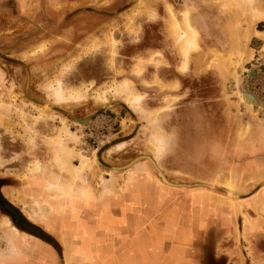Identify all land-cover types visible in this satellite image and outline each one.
<instances>
[{"label": "rangeland", "instance_id": "obj_1", "mask_svg": "<svg viewBox=\"0 0 264 264\" xmlns=\"http://www.w3.org/2000/svg\"><path fill=\"white\" fill-rule=\"evenodd\" d=\"M188 23L197 34L186 56ZM60 88L81 96L56 100ZM66 128L76 138L62 168L52 143ZM79 152L88 166L77 176L69 167L80 165ZM156 166L181 195L200 187L225 201L264 191V0H0L4 196L37 221L69 213L60 224L70 226L79 197L127 191L133 203L155 197L149 208H171L173 184ZM140 179L156 188L140 190ZM5 212L0 261L19 254L21 232Z\"/></svg>", "mask_w": 264, "mask_h": 264}, {"label": "crops", "instance_id": "obj_2", "mask_svg": "<svg viewBox=\"0 0 264 264\" xmlns=\"http://www.w3.org/2000/svg\"><path fill=\"white\" fill-rule=\"evenodd\" d=\"M171 74L180 76L175 71ZM148 180L140 179L138 188H156L155 181ZM259 195L260 191L252 197L224 194L225 201L201 197L200 203L192 202L193 197L182 196V201L173 197L167 209L163 203L149 208V200L155 197H140L133 203L127 191L121 197H79L73 226L60 224L69 219V213H53L49 221L48 215L38 221L29 217L43 233L20 231L15 239L19 254L5 252L0 264H137L144 257L146 264H264L260 238L264 197ZM230 198L235 207L225 203ZM80 220L85 231L78 226ZM83 233L84 239L76 236ZM231 233L238 240L226 242ZM212 234L220 235L214 244ZM78 246L82 251L79 247L76 252ZM207 250L215 251L214 259Z\"/></svg>", "mask_w": 264, "mask_h": 264}, {"label": "bare ground", "instance_id": "obj_3", "mask_svg": "<svg viewBox=\"0 0 264 264\" xmlns=\"http://www.w3.org/2000/svg\"><path fill=\"white\" fill-rule=\"evenodd\" d=\"M257 12V11H256ZM263 15V14H262ZM262 15L259 16V19L262 17ZM187 27H189V38L186 40V44H185V48H184V53L187 56L188 52L190 51L191 48L195 47V36L197 34L195 28L193 26H191L189 23L187 24ZM180 33V32H179ZM185 33H180L179 34V38H183ZM185 37V36H184ZM111 40V39H110ZM185 64V62H184ZM184 66V65H183ZM186 67V66H185ZM184 67V68H185ZM125 85L128 84V81L124 82ZM121 84V83H120ZM118 85V84H117ZM46 88V87H45ZM50 88V87H49ZM56 88H58V86H56ZM110 88V87H109ZM116 88V87H115ZM76 89V88H75ZM49 90V89H48ZM52 92L54 91V89H52ZM102 90V89H101ZM63 90L60 89H56L54 93H52L55 96L56 100H68V99H77L81 96V92L80 91H68V93H64L62 92ZM99 93V92H98ZM102 93V92H101ZM51 94V95H52ZM100 94V93H99ZM104 94V93H103ZM102 94V95H103ZM101 96V95H100ZM53 97V96H52ZM104 97V96H103ZM139 98H141L140 95L138 96H134L133 98H131V103L135 104ZM253 101V98L249 97V100ZM71 135H70V134ZM74 137L76 138L74 133H71L67 128L64 129L63 131H60L59 133H57L56 137L53 140V148H54V153H55V161L63 166L62 168L65 167V161L67 162V160H69L70 157L74 156V153L72 151V149L68 146V140L70 139V137ZM119 146L123 145V143L118 144ZM161 155V154H160ZM77 156H79L80 158V165L79 166H70L69 170L73 175H79L86 166H88V161L87 159L84 157L83 154H81L80 152L77 153ZM91 161V160H90ZM91 166V165H90ZM40 169V165L39 163L36 164V170ZM160 174L163 176L164 180H166L165 176L161 173ZM33 213L37 216L38 215V210L36 209V204L35 207H33ZM7 224H9L10 220L6 219L5 220ZM14 229L16 230L17 228L14 227ZM17 231V230H16Z\"/></svg>", "mask_w": 264, "mask_h": 264}, {"label": "flooded vegetation", "instance_id": "obj_4", "mask_svg": "<svg viewBox=\"0 0 264 264\" xmlns=\"http://www.w3.org/2000/svg\"><path fill=\"white\" fill-rule=\"evenodd\" d=\"M144 156H140V157H137V158H135L134 160H132V162L131 163H129V164H132L134 161L136 162L135 164H133L132 166H135V165H137V163H138V160H140L141 158H143ZM128 164V165H129ZM157 167V170H158V172H159V174H160V171H159V167L158 166H156ZM126 169V168H125ZM161 175V174H160ZM166 176V175H165ZM161 177H162V179H163V183H166L165 182V180H164V178H163V176L161 175ZM167 178V177H166ZM160 180V179H159ZM168 180V179H167ZM161 181V180H160ZM169 181V180H168ZM169 183L170 184H173L172 182H170L169 181ZM166 184H168V183H166ZM6 188V187H9L8 185H6V184H0V206H2L3 208H4V210L6 211L5 213V215H4V217L5 216H8L10 219H11V221H12V223L14 224V225H16L17 227H18V229L20 230V231H24V232H30V233H33V234H40V233H43V231L42 230H40V228L36 225V224H34L30 219H29V216H28V214L25 212V211H23L22 210V207H20V206H18L16 203H15V201H13V200H11L10 198L11 197H5L4 196V194H3V192H2V189L3 188ZM170 188H171V190H173V191H175V189H176V191H177V188L174 186V184L173 185H170ZM194 189H200L203 193H205V196L206 197H217V196H212V195H210V194H208V193H206V191H204L202 188H191V189H188V191H184V194L183 195H180L179 193H176V194H173V197H178V195H180L181 197L182 196H184V197H186V196H188V197H191V191L192 190H194ZM263 189V188H262ZM264 190V189H263ZM174 193V192H173ZM170 197V196H169ZM258 197H264V191L262 192V191H260V195L258 196ZM5 203L7 204V205H9L12 209H14L15 211H16V213H17V215H18V217H19V219L17 220V218L13 215V213H11L10 211H8L7 210V208L5 207ZM22 223H26V224H29V225H31V226H33L39 233H35V232H33V231H30V230H28V229H26V228H24L23 227V225H22ZM260 229H261V227H260ZM42 231V232H41ZM260 238H261V240H262V242L264 243V235L262 234V236H260Z\"/></svg>", "mask_w": 264, "mask_h": 264}, {"label": "water", "instance_id": "obj_5", "mask_svg": "<svg viewBox=\"0 0 264 264\" xmlns=\"http://www.w3.org/2000/svg\"><path fill=\"white\" fill-rule=\"evenodd\" d=\"M5 207L7 208L8 211H10L11 213H13V215L17 218V220L19 219L16 211L14 209H12L9 205H7L5 203ZM23 227L30 230V231H33L35 233H39L33 226L29 225V224H26V223H22Z\"/></svg>", "mask_w": 264, "mask_h": 264}]
</instances>
